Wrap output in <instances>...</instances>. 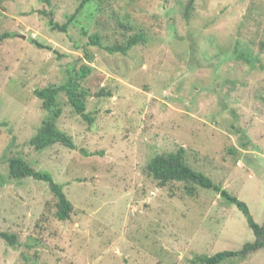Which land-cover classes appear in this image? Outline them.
<instances>
[{
  "label": "rangeland",
  "instance_id": "1",
  "mask_svg": "<svg viewBox=\"0 0 264 264\" xmlns=\"http://www.w3.org/2000/svg\"><path fill=\"white\" fill-rule=\"evenodd\" d=\"M147 1L157 19L142 21L149 40L128 54L89 44L96 32L105 46L124 41L116 17L99 23L85 8L69 22L80 0L0 1V33L17 34L0 41V264H200L196 256L255 240L235 203L202 187L194 195L182 183L162 187L148 163L184 147L191 165L264 223V67L250 71L238 55L264 64L257 34L264 0H196L190 14L189 0ZM51 18L69 22L68 31ZM85 46L113 95L91 93V122L61 98L58 124L77 148L37 150L31 139L48 111L35 89L64 83L68 66L86 58ZM14 155L65 186L71 219L55 218L47 182L11 176ZM1 232L16 234V244ZM221 264H264V249Z\"/></svg>",
  "mask_w": 264,
  "mask_h": 264
},
{
  "label": "trees",
  "instance_id": "2",
  "mask_svg": "<svg viewBox=\"0 0 264 264\" xmlns=\"http://www.w3.org/2000/svg\"><path fill=\"white\" fill-rule=\"evenodd\" d=\"M47 1L51 2V0ZM118 1L122 4H120V7L118 6L116 10L115 8H111L113 0H80L77 10L73 16H70L69 22L73 21L74 18L85 8L91 10V17L97 14L99 23L105 15H110L112 18L116 17V19L120 21L119 27H121L122 30L124 29L122 35L126 36V34H128L126 39L120 43L105 46L101 41L102 34L96 32L90 35L91 42L89 44L105 49L111 54H128L134 47L146 44L149 40L148 34L150 33V28L146 24H143L142 21L146 20L145 18L148 16L151 18L150 20H155L157 18L149 15V9L153 3L151 4V2H148L147 0ZM195 2L196 0H189L187 7L188 14H190L195 8ZM163 4L165 5V3ZM136 11H139L140 14H135ZM166 11L167 10L162 8V12ZM69 22L60 24L54 22L53 18L50 20L51 25L54 28L60 29L62 32L68 31ZM257 30V34L261 37L260 48L263 51L264 30L261 26L260 28L257 27ZM84 33L87 34L88 32L84 30ZM16 35V32L4 31L0 33V41H4ZM29 41L41 48H52L51 46L42 44L35 38H29ZM85 50V59H77L73 62V65L68 66V78L64 83L50 84L47 87L35 89V93L42 101L44 109L48 111V115L43 120L37 133L31 139V143L37 150H44L58 144L71 149L77 148L74 138L67 132L63 131L58 124V120L63 112L60 101L61 98H68L69 105L72 106L77 113L91 122L93 117L87 113L88 98L91 93H94V91H97L98 89L99 96L106 97L113 95L112 89L108 86L112 80H110V83H108L107 86H102L101 81L104 79V74L102 71H99L98 73L97 68L92 65L94 55L87 50L86 46ZM238 55L241 59L245 58L244 61L239 63L242 65L246 64V67L250 71H252L251 69H260L261 67H264V64L261 62H253V56L244 51L241 53L239 52ZM249 66H251V69ZM242 137H244L242 140V147L248 149L250 140L249 138H246L245 135ZM83 151L87 153L84 149ZM232 151L233 153H236L237 149L232 148ZM9 167L10 174L14 178L23 179L32 177L47 182L53 195L51 208L55 210V218L61 221L71 219L75 209L74 202L68 196L65 186L56 181L52 173L36 169L33 163L29 162L22 155L11 156L9 158ZM148 170L149 175L157 180L158 184L162 187L167 185L174 187L176 185L175 183H182L181 187L189 192L190 195H194L199 187L214 190L223 196V198L235 203L241 209L247 217L249 226L254 231L256 237L255 240L246 243L242 249L224 250L211 256L199 255L194 258L193 262H198L200 264H221L225 261L232 260L233 258H245L249 254L264 249V223L259 224L256 222L249 205L245 201L240 199L237 195L229 192L223 185L216 183L203 171H200L191 165L187 159L186 149L184 147H181L174 152L156 155L148 163ZM1 185L2 183L0 182V188ZM43 221L47 224L49 218L46 216V218H43ZM1 235L12 245L16 244V234L1 232Z\"/></svg>",
  "mask_w": 264,
  "mask_h": 264
}]
</instances>
